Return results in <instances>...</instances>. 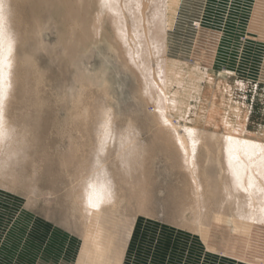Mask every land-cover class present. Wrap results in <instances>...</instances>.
<instances>
[{"label":"rangeland","instance_id":"rangeland-1","mask_svg":"<svg viewBox=\"0 0 264 264\" xmlns=\"http://www.w3.org/2000/svg\"><path fill=\"white\" fill-rule=\"evenodd\" d=\"M184 1L168 31L169 122L264 141V0ZM24 4L22 51L30 59L28 68L42 76L41 104L37 110L22 108L28 111L22 117L25 123L34 119L30 128L36 136V153L31 151L32 158L23 164L25 173L12 188L14 183L0 178V264H76L82 239L64 194L68 177L57 172L58 156L69 147L68 136L77 138L80 145L75 121H67L73 110L70 101L83 98L85 86L91 83L93 95L115 107L117 124L124 125L129 118L140 125L139 139L144 144L151 143L155 125L144 115L151 108L134 98V80L106 41L68 54L58 14L49 13L43 4L39 10ZM103 76L109 77L110 98L97 92L96 79ZM164 157L157 152L151 162L147 210L126 212L132 223L123 237L120 264H263L264 225H255L251 238L214 222L203 238L190 226L191 212L184 211L183 216L175 205L183 197V176Z\"/></svg>","mask_w":264,"mask_h":264},{"label":"bare ground","instance_id":"bare-ground-1","mask_svg":"<svg viewBox=\"0 0 264 264\" xmlns=\"http://www.w3.org/2000/svg\"><path fill=\"white\" fill-rule=\"evenodd\" d=\"M24 3L36 9L43 4L49 13L58 14L68 54L106 41L134 80V98L151 108L144 115L155 125L151 143L144 144L139 139L140 125L129 118L124 125L117 124L115 107L94 96L91 83L85 86L83 98L70 101L73 110L67 121H75L80 145H76L77 138L68 136L69 147L58 156L57 172L68 177L64 194L82 239L76 264H120L123 237L132 223L126 212L147 210L151 162L157 152L183 176V197L175 205L182 215L191 212L190 226L203 238L210 222L228 225L234 233L250 238L255 225H264V141L185 123L173 125L167 117L168 31L184 0H0V178L14 187L25 173L21 172L23 164L36 153L34 119L25 123L22 117L28 111L22 108L30 111L41 104L42 76L28 68L30 59L22 51ZM106 78L96 79L97 92L110 98Z\"/></svg>","mask_w":264,"mask_h":264}]
</instances>
